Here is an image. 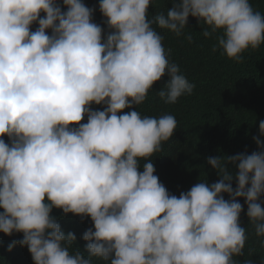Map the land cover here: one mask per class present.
Listing matches in <instances>:
<instances>
[{
    "label": "clouds",
    "instance_id": "9594fccd",
    "mask_svg": "<svg viewBox=\"0 0 264 264\" xmlns=\"http://www.w3.org/2000/svg\"><path fill=\"white\" fill-rule=\"evenodd\" d=\"M151 3L100 0L105 35L82 0H0V232L23 233L8 250L27 246L34 264H238L248 239L240 197L264 237V120L253 137L258 151L209 157L220 179L178 197L150 160L173 138L181 111L198 117L181 100L201 108L207 92L183 75L153 25L180 36L197 18L205 37L222 31L219 48L239 62L264 44V15L249 0H172L149 19ZM159 83L161 111H124ZM54 208L91 218L87 255L69 251L77 238Z\"/></svg>",
    "mask_w": 264,
    "mask_h": 264
},
{
    "label": "trees",
    "instance_id": "16d2710c",
    "mask_svg": "<svg viewBox=\"0 0 264 264\" xmlns=\"http://www.w3.org/2000/svg\"><path fill=\"white\" fill-rule=\"evenodd\" d=\"M89 8L95 9L93 22L108 32L105 18L99 10L100 0H82ZM254 11L264 15V0H249ZM172 7V0H152L149 6V19L159 13H165ZM43 15V13L41 14ZM38 24L32 25L35 31ZM163 31L162 40L164 49L171 48L173 56L183 65V75L202 81L207 89L206 104L197 108L194 103L184 98L181 101L189 108L193 107L198 117H194L190 109L181 111L177 121L173 138L162 144V150L150 158L155 167V175L166 187L170 194L177 197L181 192H187L199 181H206L209 185L217 182L220 177L211 165L207 164L209 157L232 156L238 153L251 154L258 151L253 137L259 134V122L264 120V44L258 49L244 51L239 62L229 59L219 48L217 37L222 35L218 31L210 37L203 35L205 25L200 24L197 18L189 17L183 34L177 36L167 29ZM50 34V30H49ZM191 36V41L187 38ZM214 46L216 50L213 51ZM164 83H159L157 89L148 92L147 99L133 109L141 116H148L149 112L160 111L166 105L159 99L158 91ZM93 110H103L104 105L92 106ZM122 114V113H121ZM87 122V116L81 123ZM9 142L8 137H2ZM147 161H140V171ZM236 187L233 181V188ZM224 198L229 199L227 194ZM242 205L240 225L246 229L248 237L243 255L234 257L238 264L252 260L253 264H264V247L260 241L264 237L255 235L254 226L249 223L246 215L247 205L243 197L237 198ZM264 200V197H261ZM264 206V205H262ZM57 218L61 229L67 234L72 232L76 236L73 247L69 249L74 253L77 248L87 255L82 239L83 233L93 228L90 217H80L71 213L65 215L60 209H53L51 213ZM23 239V233H13L11 236L0 232V264H34L27 246L16 243L15 249L8 250L14 240ZM93 264H105L94 259Z\"/></svg>",
    "mask_w": 264,
    "mask_h": 264
}]
</instances>
